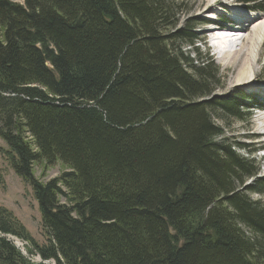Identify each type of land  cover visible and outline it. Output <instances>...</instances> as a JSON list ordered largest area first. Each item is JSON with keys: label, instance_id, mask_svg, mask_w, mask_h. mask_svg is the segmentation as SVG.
I'll use <instances>...</instances> for the list:
<instances>
[{"label": "trees", "instance_id": "obj_1", "mask_svg": "<svg viewBox=\"0 0 264 264\" xmlns=\"http://www.w3.org/2000/svg\"><path fill=\"white\" fill-rule=\"evenodd\" d=\"M180 6L0 0V155L32 187L46 237L0 205V231L43 260L0 237V264H264L251 197L264 179L215 120L249 122L245 98L212 95L218 72L184 52L197 34L177 28ZM57 161L60 176L36 177Z\"/></svg>", "mask_w": 264, "mask_h": 264}, {"label": "rangeland", "instance_id": "obj_2", "mask_svg": "<svg viewBox=\"0 0 264 264\" xmlns=\"http://www.w3.org/2000/svg\"><path fill=\"white\" fill-rule=\"evenodd\" d=\"M24 2V0H18ZM175 1L177 6H180V21L177 25V28H182L188 25H194L196 27L195 32L197 34V39L195 40L194 46H187L184 49V52L189 50L197 51V55H194L196 58H208L213 63L214 68L218 72V84L213 91L214 96L216 97H242L245 98L244 101V111L249 117V122L243 120H233L234 124L228 126L220 119H216L217 123L226 130L225 137L228 140L235 144L234 149L238 151L242 156L249 160L255 162L254 166L258 170V177L264 179V149L254 150L256 143H258L261 138L252 136L255 131V125L257 123V116L260 113L259 105H264V92L260 89H250L246 90L244 87H233L230 83V76L234 73L235 66L226 65V59H222L224 54L221 53L220 48L214 47L216 44L215 39L212 36H209L210 43L204 39V30L206 28H213L216 25L214 24H204L203 19L212 20L211 22L217 23H229L231 22L232 15L235 16L236 7L240 8V5L247 9L244 10V13L249 15H260L264 14V11L256 12L254 11V4L249 3L247 0H230V3H233L234 8L228 7L225 5H217L213 10L211 9L208 12H203V9L206 5L205 0H171ZM234 1V2H232ZM259 7H264V0L259 1ZM254 11L251 12L249 9ZM233 12V13H232ZM243 12V11H242ZM232 13V15H231ZM208 14V15H207ZM211 15V16H210ZM242 15V13H241ZM209 18H207V17ZM211 18V19H210ZM240 20V18L238 19ZM241 23V22H240ZM239 23V24H240ZM230 24H236L232 22ZM221 33V32H219ZM236 36H241L243 32L235 31ZM223 34V33H221ZM208 36V35H207ZM248 39L244 41L237 39V48L240 47V43H247ZM236 46L227 47L226 49L233 51ZM264 50V45H263ZM260 62L256 63L257 70L259 71V78L261 83L264 82V54L260 55ZM240 67V66H238ZM264 84V83H263ZM262 87V86H259ZM256 90V91H255ZM258 90V91H257ZM258 92V93H257ZM262 94V95H261ZM247 117V119H248ZM263 139V138H262ZM0 144L5 145V143L0 140ZM45 167L41 162L36 163L35 165V175L43 182H47L52 178L60 176L62 172L67 169V166L61 162L57 161L54 164ZM0 175L3 176V179L0 180V205L6 207L14 213V215L20 220V222L25 227L26 232L33 238L39 245L44 244L46 241L45 231L42 227L41 212L37 200L34 197V191L32 187L27 184L13 169L10 167L8 162L3 156L0 155ZM253 178L246 179L242 187L246 188L250 185H253ZM252 199L259 200L264 203V194L253 193L251 194ZM0 237H6L9 242L14 246L19 248V251L26 258L30 259L33 263H41L39 259L40 255L36 250L33 249L31 241L23 237H19L13 234L2 233L0 231ZM42 261V260H41ZM53 264V263H52Z\"/></svg>", "mask_w": 264, "mask_h": 264}, {"label": "bare ground", "instance_id": "obj_3", "mask_svg": "<svg viewBox=\"0 0 264 264\" xmlns=\"http://www.w3.org/2000/svg\"><path fill=\"white\" fill-rule=\"evenodd\" d=\"M206 5L203 9V12L213 10V6L217 5H225L228 7H236L233 3H230V0H205ZM238 1V0H236ZM234 2V1H232ZM224 7V6H223ZM235 9L236 14L234 17L241 16L242 24L235 22L236 24H230L232 22L224 21L223 23H219L213 28H206L203 33H205L204 39L208 43H210L209 36H212L216 44L214 47L220 48V52L223 53L222 59H226V65H233L235 66L234 73L230 76V83L233 87H244L246 90L250 89H260L264 92V82L261 83L259 78V71L257 70L256 63L260 62L261 56L264 54L263 45H264V14L260 15H253V16H243L244 13L242 12L245 8L240 5ZM242 13V15H241ZM208 15V14H207ZM211 16V15H210ZM207 17V16H206ZM209 18V17H207ZM249 18V20H248ZM211 19V18H210ZM212 20L203 19L202 22L204 24H210ZM240 31L243 32L241 36H236L234 32ZM219 32H226V33H219ZM208 35V36H207ZM248 39L247 43H240V47L237 48V39L241 41L244 39ZM236 46L233 51L226 49L227 47ZM240 66V67H238ZM262 86V87H259ZM258 91V90H257ZM262 95V94H261ZM259 109L261 110L257 116V123L255 125V131L252 136H256L257 138H261V140L256 143L254 150H261L264 149V105H259ZM263 138V139H262Z\"/></svg>", "mask_w": 264, "mask_h": 264}, {"label": "water", "instance_id": "obj_4", "mask_svg": "<svg viewBox=\"0 0 264 264\" xmlns=\"http://www.w3.org/2000/svg\"><path fill=\"white\" fill-rule=\"evenodd\" d=\"M41 260H42V258H40V259H39V261H40V262H42V261H43V260H42V261H41ZM46 263H48V262H46ZM53 264H54V263H53Z\"/></svg>", "mask_w": 264, "mask_h": 264}]
</instances>
